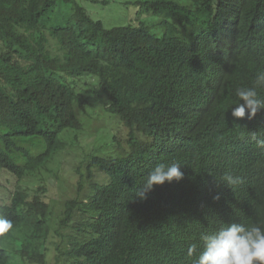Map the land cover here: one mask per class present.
Segmentation results:
<instances>
[{"label":"trees","instance_id":"1","mask_svg":"<svg viewBox=\"0 0 264 264\" xmlns=\"http://www.w3.org/2000/svg\"><path fill=\"white\" fill-rule=\"evenodd\" d=\"M60 5L68 12L54 22ZM137 5L161 19L160 35L145 23L106 28L76 0H0V172L18 180L0 206L13 221L0 236V264L14 255V264H47L54 235L57 264H195L202 234L264 223V148L251 138L264 137V110L252 120L231 115L236 88L264 71V0ZM98 95L125 133L90 149L78 197L54 228L50 166ZM173 162L182 180L135 198L158 163Z\"/></svg>","mask_w":264,"mask_h":264},{"label":"rangeland","instance_id":"2","mask_svg":"<svg viewBox=\"0 0 264 264\" xmlns=\"http://www.w3.org/2000/svg\"><path fill=\"white\" fill-rule=\"evenodd\" d=\"M76 1L86 9L93 19L102 21L106 28L111 29L145 23L155 34L160 35L164 31L159 26L161 21L159 17L147 15L146 13L142 14L140 7L137 5L139 0ZM68 9L66 5H60L56 9L57 14L53 17L54 22L59 21L62 15L68 12ZM107 100L104 95H98L92 99L93 106L87 108V115L80 114V117L84 118V130L76 135L68 149L50 166L52 174L47 176L49 179L48 202L54 212V228L58 227L57 223L64 211L66 201L78 197L79 179L81 176L79 172L86 173L85 158L89 154L90 149L93 146H96L97 149L101 148V145L108 143L116 132L125 133L121 123L111 118L106 112ZM99 154L103 156L102 153ZM28 182H30L27 184L29 188H36L39 185V181L34 183L33 180L29 179ZM17 184L18 180L13 174L7 171L0 172V206L11 204ZM61 232L66 235L71 234L69 229ZM56 241L60 242L61 240L54 235L49 242V248L52 249V252L48 256L47 264H57L59 255L54 251V245L57 244ZM17 260L18 258L14 255L13 264L17 263Z\"/></svg>","mask_w":264,"mask_h":264},{"label":"clouds","instance_id":"3","mask_svg":"<svg viewBox=\"0 0 264 264\" xmlns=\"http://www.w3.org/2000/svg\"><path fill=\"white\" fill-rule=\"evenodd\" d=\"M258 88H264V71L256 74L252 87L236 88L238 102L231 108L234 120H252L264 110V98L259 96ZM251 138L257 147L264 148V137L252 133ZM181 167L178 162L168 165L158 163L148 173L142 187L135 193V198L145 201L155 186L182 180ZM224 179L229 185L242 182L239 178L231 176H225ZM12 229L13 221L0 216V236ZM200 239L203 242V250L195 264H264V223L230 222L222 224L211 234H202ZM196 248L195 244L189 247V257L193 256Z\"/></svg>","mask_w":264,"mask_h":264}]
</instances>
